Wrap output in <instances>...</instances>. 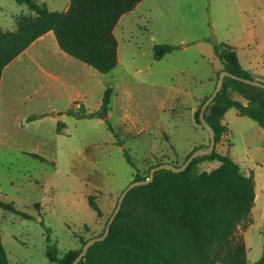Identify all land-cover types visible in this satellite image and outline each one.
<instances>
[{"label":"rangeland","instance_id":"374dc122","mask_svg":"<svg viewBox=\"0 0 264 264\" xmlns=\"http://www.w3.org/2000/svg\"><path fill=\"white\" fill-rule=\"evenodd\" d=\"M38 1L51 11H64L70 3ZM23 16L35 18L27 6L0 0V29L15 30L17 17ZM114 35L118 66L106 74L61 52L52 34L3 71L0 200L33 217L0 210L9 264H52L48 244L56 245L62 257L100 236L121 193L134 181L136 171L124 150L147 178L152 166H181L194 147L209 145L195 112L223 69L214 44L235 48L240 65L264 83V0H143L121 17ZM157 44L175 49L155 61ZM107 89L112 94L104 109ZM69 110L88 116L69 115ZM224 124L228 133L216 151L246 175L254 171L259 188L264 181V129L235 109L228 110ZM217 166L205 162L200 169ZM256 210L248 237L250 259L259 239L264 240L262 194Z\"/></svg>","mask_w":264,"mask_h":264},{"label":"trees","instance_id":"16d2710c","mask_svg":"<svg viewBox=\"0 0 264 264\" xmlns=\"http://www.w3.org/2000/svg\"><path fill=\"white\" fill-rule=\"evenodd\" d=\"M14 1L27 6L35 18L17 17L15 30L0 29V85L4 69L48 32L53 33L59 50L67 56L99 73L111 72L118 66V41L114 30L121 17L134 11L143 0H70L64 11H51L38 0ZM174 49L169 44H157L153 48V59L160 61ZM213 51L222 70L253 79L240 65L235 48L214 44ZM111 94L112 90L107 89L102 102L104 109L110 103ZM208 97L195 112L198 125H201V105ZM230 109L264 129V89L226 77L222 90L204 115L215 132L213 153L196 158L180 173L160 170L152 182L132 189L107 238L94 244L79 264H247L246 245L239 231L251 225L254 175L246 176L233 159L216 151V146L228 133L223 121ZM68 114L88 116L86 112L73 110ZM116 144L121 145V142ZM204 147L198 145L193 151ZM32 156L44 161L39 155ZM124 157L136 171L134 181L146 179L139 175L126 150ZM205 162H216L218 166L212 170L200 169ZM89 204L100 215L93 197L89 198ZM0 210L24 219L33 218L3 200H0ZM46 230L51 233L49 228ZM80 250H69L60 257L57 246L48 244L46 255L52 264H72ZM0 264H9L1 232ZM257 264H264V245Z\"/></svg>","mask_w":264,"mask_h":264},{"label":"water","instance_id":"95a60500","mask_svg":"<svg viewBox=\"0 0 264 264\" xmlns=\"http://www.w3.org/2000/svg\"><path fill=\"white\" fill-rule=\"evenodd\" d=\"M226 77H229L231 79L243 82L247 85H251V86H254V87H257L260 89H264V83H262V82L256 81L254 79H248V78L240 77V76L234 75V74H232L228 71H225V70L220 71V73L218 75V81H217V84H216L213 92L209 95V97L201 105V108L199 111V121H200L202 128L209 135V145L207 147L193 151L181 166H175V165H172L170 163H162V164H159V165L151 168L150 172H149V176L146 179L139 180V181H133L132 183H130L124 189V191L121 193L119 200H118V203H117V206H116L113 214L109 218L103 234L87 240L86 243L82 245L80 253L74 259L72 264H79L86 257L89 249L94 244H96L98 242H102L107 238L109 231H110V227H111L113 221L115 220L117 214L119 213L125 197L127 196V194L132 189H134L138 186L147 185L150 182H152L155 173L160 171V170H167V171H172L174 173H180V172L185 171L196 158L211 155L213 153V151L215 149V145H216L215 132H214L213 128L209 125V123L206 121L204 115H205V111L208 108V106L214 101V99L218 96V94L222 90L224 79Z\"/></svg>","mask_w":264,"mask_h":264},{"label":"crops","instance_id":"0c3cea01","mask_svg":"<svg viewBox=\"0 0 264 264\" xmlns=\"http://www.w3.org/2000/svg\"><path fill=\"white\" fill-rule=\"evenodd\" d=\"M53 35L52 32H48L47 34L43 35L42 37H40L39 39H37L28 49H26L22 54H20L15 60L21 58L24 54H26L31 48H33L34 46H36L37 44H39L40 42L44 41L45 38L49 35ZM238 113V112H237ZM224 123V121H223ZM239 165V164H238ZM240 166V165H239ZM255 166V165H254ZM241 171L243 172L242 167L240 166ZM245 175L246 173L243 172ZM253 174L254 175V180H255V202H254V207L252 208L251 211V218L253 220V222L251 223V225L246 228V230L242 231L241 236L244 239L245 245H246V260H247V264H257V261L259 260L257 257H261V249L263 252V245H264V240L262 239V237L259 239L258 241V246H257V250L255 255L250 259L249 258V245H248V237H249V233H250V229L251 226L254 224V222L256 221L257 218V210H256V202L257 200L260 198L261 194L264 195V181L261 180L260 186L258 188V183H257V175L254 173V171L250 170L249 171V175ZM246 175V176H249ZM261 176V173H259V177ZM264 218V216H263ZM261 255V256H260ZM258 259V260H257Z\"/></svg>","mask_w":264,"mask_h":264}]
</instances>
